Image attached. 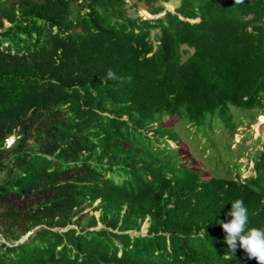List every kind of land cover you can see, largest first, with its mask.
Here are the masks:
<instances>
[{"label": "trees", "instance_id": "16d2710c", "mask_svg": "<svg viewBox=\"0 0 264 264\" xmlns=\"http://www.w3.org/2000/svg\"><path fill=\"white\" fill-rule=\"evenodd\" d=\"M137 1L0 0V264H258L218 222L264 228V149L204 179L162 122L264 114V0Z\"/></svg>", "mask_w": 264, "mask_h": 264}, {"label": "rangeland", "instance_id": "374dc122", "mask_svg": "<svg viewBox=\"0 0 264 264\" xmlns=\"http://www.w3.org/2000/svg\"><path fill=\"white\" fill-rule=\"evenodd\" d=\"M179 0H169L163 3L166 10L174 11ZM128 12L131 15H141L144 18L156 17L151 15L149 6L144 1L130 0ZM163 14V13H161ZM160 14V15H161ZM233 119L238 123L236 132L231 135L230 129L219 119H215L210 128L205 126L206 133H197L190 126L184 124L176 117H168L162 123L174 126L179 131L178 141L169 140L168 150L174 152L175 157L183 159V164L201 171L204 179L214 176L246 178L254 174V158L261 149H264V115L259 114L252 120L256 109L244 110L235 108ZM14 137L8 139L12 142ZM214 145V146H213ZM98 215V211H95ZM148 221H145L140 230L146 233ZM2 240V236L0 234Z\"/></svg>", "mask_w": 264, "mask_h": 264}, {"label": "clouds", "instance_id": "9594fccd", "mask_svg": "<svg viewBox=\"0 0 264 264\" xmlns=\"http://www.w3.org/2000/svg\"><path fill=\"white\" fill-rule=\"evenodd\" d=\"M107 78L117 77L113 70L109 69ZM226 215L231 219L218 223L226 234L224 240L231 253L234 255L239 246L247 253L249 259H256L258 264H264V228L248 227V209L244 201L240 199L233 201Z\"/></svg>", "mask_w": 264, "mask_h": 264}]
</instances>
